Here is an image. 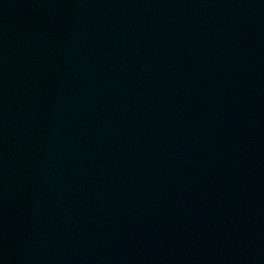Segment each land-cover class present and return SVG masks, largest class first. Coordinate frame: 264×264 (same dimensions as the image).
Returning a JSON list of instances; mask_svg holds the SVG:
<instances>
[{
    "label": "water",
    "instance_id": "obj_1",
    "mask_svg": "<svg viewBox=\"0 0 264 264\" xmlns=\"http://www.w3.org/2000/svg\"><path fill=\"white\" fill-rule=\"evenodd\" d=\"M0 264H264V0H0Z\"/></svg>",
    "mask_w": 264,
    "mask_h": 264
}]
</instances>
